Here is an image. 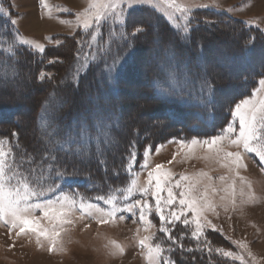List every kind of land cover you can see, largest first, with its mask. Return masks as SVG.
<instances>
[{"label":"rangeland","instance_id":"1","mask_svg":"<svg viewBox=\"0 0 264 264\" xmlns=\"http://www.w3.org/2000/svg\"><path fill=\"white\" fill-rule=\"evenodd\" d=\"M110 2H115L118 5L117 11H119L120 7L125 9L121 20L114 22L115 18L109 17L106 21H102L99 29L94 27L91 30H85L79 27V21L83 18L84 10L89 6V0H43V3L42 0H0V25L6 26L2 17L4 19L8 18L10 21L15 20L16 24H12L14 28L11 31L7 30L12 33L13 37H11V40L14 44L20 43L21 40H29L32 43L24 45L39 54H47L48 63L49 60L58 58V61L52 63L51 66L40 67L46 70V72L41 70L40 73L43 72L52 76L53 74L55 75L54 72H57L58 74L56 73V75L58 77L66 72L69 74L68 68L73 61L71 60L69 63H64L63 61V57L67 54V44L64 37L72 39V41L74 39L76 47H79L77 41H85L82 44L85 47L84 52H87L89 50L87 41L91 40V33H95L98 40L101 35L103 36L102 43H104L106 48V42L109 41L111 33H119L121 31L130 33L132 31L125 30L126 27H122V23L124 20L129 21L141 7L153 9L164 22L170 24L173 29L179 31L185 37L191 23H186L185 17H191L192 21L196 16H208L210 18L213 16L212 11L223 13L225 16L227 15L245 24L248 28L257 29L264 37V0H151L150 3L145 2L133 5L131 9L128 8L127 3L121 4V0H110ZM190 4L198 6L209 5V7H194L190 12H186L182 16L176 5L186 7ZM77 13H81V16L78 17ZM165 27L169 31L170 26ZM0 29H2L0 30L1 39H4L3 33L5 31L1 26ZM139 34L142 35L140 37L142 43L146 44L145 38L150 35L149 31L146 30ZM59 35L61 38L58 37L56 39L55 37ZM150 36L152 37L151 49L145 53H136L135 57L138 58V62L133 69L130 67L124 76L126 82H122L124 88L120 94L123 99L131 101V105L126 106L122 114L124 116H134V118L139 120L137 121L138 125L142 127H148L152 124L153 121L150 118L153 115L150 109L144 108L143 104L134 102L140 97H148V94L143 89V86L147 83L145 81L146 72L153 69L157 71L164 69L159 65H155L152 62L153 59H151V57H156L158 51L164 45V41L161 39L162 34L155 32ZM214 39L212 43L206 45V49L209 50L206 54V61L204 63L202 60L198 62L200 68L208 70L209 73L218 76H235L234 74L241 70L252 71L264 62V48L261 44H256L248 53L247 59L241 61L239 67L226 68L221 66V68H216L214 67V62L216 59L221 58L218 55L219 52L224 49L225 45L230 44V39H233V37L228 32ZM148 40L150 41V39ZM56 41H60V44H57ZM37 44L44 46V52L34 47ZM59 45L60 48L58 49ZM116 45L118 44L116 43ZM165 60L167 61L168 57ZM62 61L63 63H60ZM78 64L80 67L84 65L82 62L76 63L77 67ZM7 78L8 76H6ZM261 79H264V74L257 80L254 89L248 95L240 97L228 106L229 121L223 129L231 124L235 129L234 133L230 134L233 139L239 135V118L233 115L235 106L244 100H248L250 104H258L259 100L264 98V85L259 83ZM18 80L21 79L19 78ZM56 80L57 83H60L59 79ZM1 83L4 85L0 84V102H6L7 98L4 94L8 92L10 87H14L19 91L16 100L24 103L17 107L18 112L28 113L31 110L28 101L31 100L34 91L26 87V82L20 81L17 84H13L11 81L3 80ZM246 84L248 85V81L244 80V78L233 80L225 84L224 88L222 87L223 90H218L216 98L219 102L225 101L241 89H244ZM3 86H6V89ZM80 100L86 103L89 101L85 97H81ZM94 113V115L100 117L98 111H94ZM86 114L88 115L89 112L86 111ZM159 115H163V113H159ZM82 117L83 114L77 115L70 122V125L78 124ZM119 119L122 120L121 118ZM152 125H155V123ZM61 127L62 129L64 128V126ZM20 129L28 136L35 134L34 131H31V123L28 118L22 119V128ZM223 129L216 135L209 137H172L164 142L155 144L153 147L147 146L140 154L136 151H131L130 153L135 152V161L130 163L128 158L126 162H122V172L125 174L124 185L105 194H103L104 190L101 188L100 191L102 193H94L87 198L80 193L74 192V190L72 191L71 188L65 187L69 180L58 181L59 190H56L53 185V191L45 192L42 197L32 198L31 202L56 201L57 198L68 197L69 199H75L77 205L83 200L85 203L99 207L104 212H97L93 208V215L89 216L87 209L82 213L78 206L73 208L65 216L66 219L72 222L63 225L64 231L61 232L57 245L52 251L48 250L49 241L45 238L41 237L40 243L37 244L35 233L25 232L17 236L16 233L19 228H12L9 231V224L0 221V264H149V261L142 254L146 252V249H142L139 246L138 240L152 233H155V236L150 242L162 244L165 249L163 253L165 258L174 260V256L179 257L174 260L179 261L177 264H242L241 260L224 257L222 253L215 252L216 248L242 256L244 264H264V172L261 171V168H264V163L260 162V158L255 153H247L243 151L242 147L238 149L235 145H231L228 138L218 142L217 145L211 148L202 143L214 136L221 135ZM124 134L126 132H123ZM123 135L121 139L124 138ZM0 140L5 141L6 150L13 144L12 141L3 137H0ZM194 140L197 143L193 144L192 141ZM13 142L16 143L15 141ZM114 148H116L115 145ZM218 148L231 152L240 151L243 157L240 166L237 167L231 158L224 159L223 152L220 153V158L218 159L216 156ZM146 150L148 152L147 155H145ZM13 153L16 156L14 151ZM17 158L18 162L20 155ZM25 161V164L21 166V170L28 168L26 165H30L27 163V155ZM156 165H162L163 167L153 171ZM119 166L121 167V164ZM234 171H238L239 176H235ZM149 172H153L151 185L148 184ZM201 173H207L208 176L212 177V180L209 181L207 177H202ZM182 175L188 179L181 181L182 187L177 188L176 181ZM220 176H223L224 180H220ZM240 177H244L243 182H241ZM157 178L161 181L160 189L155 187ZM196 179L201 180L199 185L201 193L205 191L204 186L207 184H211L212 187L217 189L216 193H213L211 188L207 189V199L216 205L215 211L207 210L203 213V216H206L216 226V230L205 228L204 235L198 243L191 237V231L195 225H189L187 229L179 221L175 226L168 225L172 234L179 237L180 242L185 247L193 249V252L185 253L184 257H181L180 251L176 248L172 252L167 251L171 242L167 240L163 233L159 232V216L154 210L156 200L153 198L152 192L156 191L158 196L166 199L168 195L167 189L171 188L175 200L172 206H165V215H168V208L173 207L178 214L181 211H185V216L191 219L192 212L185 210L179 204V193L180 191H187L186 186ZM133 181L136 182L133 194L125 200L124 197L127 196L125 189L132 185ZM233 182H235L236 189L235 204L231 202L232 197L229 193L223 191ZM95 185L89 184L88 186L95 191L98 190ZM249 185H251L250 189ZM141 187L149 188L146 195L138 190ZM241 188L244 189L245 196L240 195ZM249 191L253 194L251 200L247 196ZM109 195L116 197L114 203L120 211L115 219H110L108 223H99L98 220L111 209L112 205L105 204L104 200L96 199V197H107ZM221 196H226L227 199L221 201ZM144 199H147L149 204L153 206V210L147 215L148 219L155 225V227L148 228L147 231L145 230L146 225L139 221L140 213L138 208L134 209L133 212L125 210V204H133L135 200ZM55 207L59 209V203L55 204ZM33 215L41 216V210L36 209ZM121 215L124 216L123 220L119 218ZM105 218L107 217L105 216ZM41 223L47 224L48 222L42 220ZM181 231L184 232L183 237L180 235ZM110 241H116L124 251L120 252ZM205 243H208V246L213 249L211 255H209L208 248L204 247ZM241 244L244 246L242 247ZM198 248L200 250H197ZM193 256H195V261L192 259Z\"/></svg>","mask_w":264,"mask_h":264},{"label":"trees","instance_id":"2","mask_svg":"<svg viewBox=\"0 0 264 264\" xmlns=\"http://www.w3.org/2000/svg\"><path fill=\"white\" fill-rule=\"evenodd\" d=\"M137 11L127 21L125 30H132L133 20L143 22L150 35L155 32L161 33V39L164 41L156 57H151L155 65L164 69L146 72L147 83L143 89L148 97H140L134 102H140L144 108L151 110L153 117L150 119L155 125H152L154 123L151 121L152 124L148 127L139 126L137 122L139 120L134 116L122 114L123 109L131 105V101L123 99L120 94L124 88L122 82H126L124 76L130 67L133 69L138 62L136 53H145L151 49L150 35L145 38L146 44L140 40L142 37L140 34L130 38L127 43L117 40L118 45L113 44L110 53L98 55L95 60L91 59V54L87 60L83 54L77 60V50L83 48L84 51L85 47L83 44L76 47L74 39L72 41L64 37L67 44V56L63 57V61L69 63L73 60L70 64L71 68H68L69 74L66 72L58 77L57 72H54L56 76L46 75L41 80L39 79L41 70L46 72L44 69L52 64L48 63V55L39 54L21 43L14 44L11 40L12 33L7 31L8 29L11 31L14 27L8 18L2 17L6 26L0 25L5 31L4 39H1L0 32V84H3L1 83L3 80L11 81L13 84L25 81L26 87L32 89L34 93L28 101L31 106L28 113H19L17 110L18 106L24 104L16 100L18 89L10 87L4 94L7 100L4 103L0 102V137L12 141L11 147L16 153V159L18 155H23L25 158L26 155H33L38 159L37 154H42L41 148L51 127L62 129L61 126H64L62 130L65 131L74 129L78 124L71 126L70 122L77 115L83 114L82 120L87 119L90 127L94 126L91 133L93 137L105 138L104 133H108L107 138L112 141L104 156L95 155V144H93L91 148L93 155L89 161L79 165L74 179L65 184V187L87 198L94 193H102L101 188L105 194L124 185L125 174L122 172V162H126L131 151L140 154L147 146L153 147L172 137L216 135L229 121L228 106L240 97L248 95L254 89L257 80L264 74V62L252 71H237L235 76H218L209 73L208 70L200 68L198 63L200 60L203 63L206 61V54L209 51L206 45L212 43L214 38L229 32L233 39H230V44L225 45L219 52L218 55L221 58L215 60L214 67H239L241 61L247 59L252 47L261 44L264 48L263 34L261 35L257 29L248 28L245 24L223 13L212 11L213 16L210 18L208 16L194 17L185 37L164 22L153 9L141 7ZM165 26H170L171 29L169 28L168 31ZM58 37L61 38L60 35L55 38ZM253 37L254 42H250ZM87 52L91 53V50ZM166 57H168L167 61ZM115 59L121 61L118 65V73L110 77L108 66L112 65ZM79 61L85 66L82 68L78 64L80 71L77 72L76 63H81ZM44 66V69L40 68ZM170 74L174 76V79L170 77ZM6 76H8L7 79ZM19 78L21 80H18ZM242 78L248 81V85L246 84L244 89L229 99L219 102L216 98L218 90H223L225 84ZM56 79H59L60 83H57ZM205 80L213 86L211 93L202 86ZM3 87L6 89V86ZM165 89H175L176 94L168 95ZM81 97L88 98L89 103L81 102ZM86 111L89 112L88 115ZM94 111H98L100 117L94 115ZM26 118L30 119L31 131H34V135L28 136L20 129L22 119ZM13 132L17 135L13 136ZM123 132L126 134L123 135ZM122 135L123 139H121ZM114 145L116 148L113 149ZM100 160H105L106 163L100 164ZM26 166L30 168L32 165ZM67 170L72 172V166L69 165ZM89 184H96L95 187L98 190L93 191ZM173 258L177 260L179 257Z\"/></svg>","mask_w":264,"mask_h":264},{"label":"snow or ice","instance_id":"3","mask_svg":"<svg viewBox=\"0 0 264 264\" xmlns=\"http://www.w3.org/2000/svg\"><path fill=\"white\" fill-rule=\"evenodd\" d=\"M151 2V0H121V4L127 3L128 8L131 9L133 5ZM43 3V0H42ZM118 5L115 2H110V0H89V6L83 12V18L79 21V27L85 30H91L94 27L99 29L102 21H106L109 17H113L114 22L120 21L122 14L125 9L123 7L119 8L117 11ZM177 10L183 16L184 13L190 12L194 7H209V5H195L190 4L188 6L176 5ZM77 16H81V13H77ZM186 23L191 22V17H185ZM12 24H16L15 20L11 21ZM63 23V21H62ZM127 26V21L124 20L122 27ZM132 31L129 33L127 31H121L119 33L113 32L110 35L109 41H107V48H105L103 41V36H100V39H97L95 33H91V40L87 41L88 47L91 50V53L84 52L83 48L77 50L76 58L79 59L80 55L83 54L85 60L89 58L91 54V59L95 60L98 55L110 53L112 45L121 40L127 43L130 38L135 37L137 34L145 32L147 29L144 26L143 22L132 21ZM187 31V29H185ZM95 42V43H93ZM250 42H254V37L251 38ZM21 44H31L29 40H21ZM57 44H60V41H56ZM78 44L85 43V41H77ZM34 47L39 48L41 52H44V46L37 44ZM129 47L131 45L129 44ZM58 58L49 60V63H56ZM121 61L119 59L113 60L112 65L108 66V75L112 77V74L118 73V65ZM84 67V65H81ZM77 72L80 71L78 67ZM46 73H41L39 79L43 80ZM170 77L174 79V76ZM261 85H264V79L259 81ZM202 86L206 87L211 93L213 90L212 84L205 80L202 82ZM166 94L173 95L176 94L175 89H165ZM233 115L239 118V135L234 139L231 138L232 133L235 129L231 124L222 130V134L212 137L210 140H205L202 143L208 147H213L217 145L218 142L223 141L228 138L231 145H235L238 149L242 147L244 152L255 153L256 156L260 158V162L264 163V98H261L258 104H250L248 100H244L241 103L235 106ZM102 126V122H101ZM93 127H90V122L87 119L81 120L76 128L70 130L57 129L55 126L51 127V130L45 136L41 152L42 154H37L36 156L27 155V163L32 165L30 168L21 170V166L25 164V158L23 155L20 156L19 161L17 162L16 156L13 153L11 147L5 149V141L0 140V221H3L6 224H9V231L12 228H19V231L16 233L17 236L24 234L25 232H32L36 234L37 244L40 243V238L43 237L49 241V251H52L56 245L58 237L61 232L64 231L63 225L71 223L72 221L65 218L66 214L70 212L73 208L79 207L83 213L85 209L88 210L87 214L89 216L93 215L92 209L95 208L97 212H104L97 206H94L90 203H85L83 200L80 201L77 205L75 199H69L68 197L57 198L56 201L46 200L43 202L32 203V198H39L44 196L45 192L53 191V185L56 190H59L58 181H67L74 179L77 174L79 165L87 163L90 157L93 155L91 152L92 145L95 144V155L104 156L108 150V146L111 145L112 141L107 138L108 133H104L105 138L99 136L93 137L91 134ZM13 136H16L17 133L13 132ZM193 144L197 141H192ZM183 144V142H181ZM223 152L224 159H232V162L236 164L237 167L240 166L243 157L240 151H226L222 148L217 149L216 156L219 159L220 153ZM148 152L146 150L145 155ZM135 161V152L130 153L129 162ZM100 164L106 163L105 160H100ZM69 165L72 166L73 171L68 172ZM162 165H156V168L153 171H156L162 168ZM115 171V170H114ZM261 171L264 172V168H261ZM235 176H239L238 171H234ZM153 172H149V181L148 184L152 183ZM202 177H207L209 181L212 180L211 176H208L207 173H201ZM188 179L185 176H181L179 180L176 181V187L181 188V181ZM220 180H224L223 176L219 177ZM241 182L244 181V177H240ZM135 181L132 182L127 189H125L127 196L124 197L127 200L133 194L135 187ZM201 183L200 179H196L187 185V191H180L179 204L185 208V210H190L192 212V218L189 219L185 216V211H181L179 214L174 210L173 207L168 208V215H165V206H172L174 204L175 197L171 188L167 189V198L163 199L157 195L156 191L152 192L153 198H155V213L159 216V232L163 233L167 237V240L171 242L167 251L172 252L176 248L181 253V257H184L185 253L193 252L192 248L185 247L183 243L180 242V239L172 234L171 229L168 225L175 226L179 221L185 229L189 225H195L194 229L191 231V237L200 242L201 237L204 235L205 228H211L214 231L216 226L207 219L206 216H203V213L207 210L215 211L216 205L207 199V189L211 188L213 193L217 192V189L212 187L211 184L205 185V191L203 193L199 190V185ZM161 181L159 178L156 179L155 187L160 189ZM251 185H249V189ZM141 193L147 194L149 191L148 187H141L138 189ZM223 191L228 192L232 197V203L235 204V182L229 185ZM240 195L245 196L246 193L244 189L241 188ZM248 199L251 200L253 194L249 191L247 193ZM96 199L104 200L105 204L112 205L111 209L107 211L101 218L98 220L99 223H108L110 219H115L117 213L120 211L116 207L114 201L116 200L115 196L109 195L107 197H96ZM221 201L227 199L226 196L220 197ZM59 203L60 208L57 209L55 204ZM67 205V206H66ZM139 209V221L140 223L146 225L145 230L148 228L155 227L150 219H148V213L153 210V206L149 204L147 199L144 200H135L133 204H125V210L128 212H133L134 209ZM36 209L41 210V216L33 215V212ZM105 216L107 218H105ZM203 217V218H202ZM121 220L124 219V216L119 217ZM42 220H46L48 223H41ZM181 237H183L184 232L181 231ZM155 236V233H152L148 236H144L138 240V244L142 249H146V252L142 253L145 256V259L149 261V264H177V261L172 260L171 258H165L163 253L165 249L162 247V244L159 242L152 243L150 242ZM114 244L120 252H123L124 249L116 243V241H110ZM239 243V242H237ZM243 247L244 245L241 244ZM204 247L208 248L209 255L213 252V249L208 246V243H205ZM197 250H200L199 248ZM215 252L222 253L224 257H232L235 260H241L242 264L243 257L234 254L231 251H225L220 248H216ZM251 255V253H249ZM195 261V256L192 257Z\"/></svg>","mask_w":264,"mask_h":264}]
</instances>
